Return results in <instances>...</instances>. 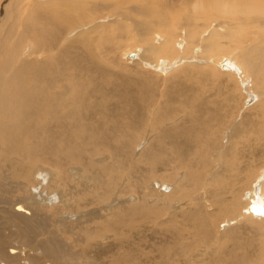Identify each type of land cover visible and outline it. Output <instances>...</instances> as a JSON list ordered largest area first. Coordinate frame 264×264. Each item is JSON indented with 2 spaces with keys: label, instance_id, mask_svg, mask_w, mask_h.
Instances as JSON below:
<instances>
[{
  "label": "rangeland",
  "instance_id": "1",
  "mask_svg": "<svg viewBox=\"0 0 264 264\" xmlns=\"http://www.w3.org/2000/svg\"><path fill=\"white\" fill-rule=\"evenodd\" d=\"M59 1L25 0L19 3L17 0H0V25L3 28L9 26L7 19L9 16L7 15H10L12 11H22L23 15L26 16L29 15L31 9L36 8V4L37 6L49 5L54 8L78 6L79 11L82 8L77 0ZM119 1L115 3L102 2L95 6H93L96 2L94 0L83 3L82 5L86 8V11L82 13V16L87 17L82 18V21L87 25H77L72 28L69 25L62 24L60 26V29L63 30L62 37L57 45L61 48L67 44L77 46L76 48L87 44L90 46L89 55L95 57V62L98 65L91 68L90 72L87 73L88 89L91 92L96 91L105 96L109 107L116 104L117 99L112 98L115 95L114 88L125 85L131 91L127 94L128 104L126 109L133 114L132 117H117L124 125L121 135L125 133L127 136H133L131 153L127 160H124L125 164H122L116 170L118 179L115 190L110 195L111 197L101 205V209L98 211L93 210L92 213L106 215L110 210L121 205L129 206L136 203L143 192L147 194L151 191L150 193L155 195V198L159 197L161 205L149 206L148 209L151 212L157 211L160 216H151L148 225L143 224L139 219L138 227L134 226V231L132 230V234L128 237L129 243H134L133 248L128 245L120 250L121 252L128 251L135 257L139 256V261H143V257L138 253V248L141 245L147 247L148 243L155 242L156 240L152 238L154 232L166 233L171 229L180 231L184 224L182 213L186 212L185 209L189 208L188 211L190 209H201L202 219H206L207 223L198 227V231L205 226L206 230L213 233L211 248L201 259L203 264H210L213 261V256L210 255L211 251H215L216 254H222L226 251L228 241L222 234L231 226L235 227L236 224L239 229L245 227L246 229L240 230L238 235L243 233L240 236L244 235L242 237L247 238L251 234L253 237L251 227H255L253 223L256 219L249 220L253 215L251 218H246L243 211L247 209L249 195L257 194L261 200H264V174L262 176V173H264V132H262L263 128L261 127L264 126V68L258 72L257 77L261 81L257 84L254 77L249 75L241 64L243 50V52H246L255 48V46L256 49H264V1L210 0L208 3L216 2L214 3L216 4V10L214 11V6L208 5L202 13L200 0H158L161 2L160 7L165 8L166 11L170 12L172 9L173 13L168 14L167 17L173 16L176 18L175 22L170 19L167 21L171 23L169 28H163L165 23L159 25L155 17L146 19L142 14L140 15L137 8L144 4H153L151 9L157 10L158 7L154 4L155 0H129L125 4H121ZM233 1H240L241 4L238 5ZM29 2L36 4H32L31 7ZM234 4H237L238 7ZM241 8L249 9L251 12L248 10L247 13H249L245 14L246 17L243 16L242 19H238L241 15L239 14ZM195 9L200 11L201 14L196 16L193 13ZM224 9L225 12H223ZM228 9H231V11ZM233 9L237 12L235 16L236 12ZM188 12H192L189 17L185 16V13ZM257 12L258 14H256ZM224 13L226 17L223 16ZM228 18L230 20L235 18L236 21H230ZM192 19L195 20L191 23ZM190 23L194 29L189 32L187 26ZM82 33L85 35L78 37ZM209 36H215L216 38H209ZM201 50H205V52ZM130 53L137 54L136 61L127 57V54ZM46 56V52L34 53L30 38H28L19 44V51L17 50L14 55V65L16 66L24 59L34 61L35 59L48 58ZM222 59H226L231 65L233 62V73L222 71L220 67ZM258 60L260 63L261 58L259 57ZM196 62L198 63L196 64ZM234 62L236 63L234 64ZM191 66L195 68V72L190 70ZM182 69H186V71L181 72L175 78L172 77V74ZM90 74L93 76L92 78L89 77ZM44 78L47 80L46 77ZM130 84L132 85L130 86ZM52 91L48 90L46 94ZM60 93H62V89L59 90ZM85 96L86 94L83 95V97ZM88 101L93 108L101 103L98 96L92 97ZM184 104L189 105L185 106ZM188 111L205 113V116L201 117L202 119L198 122L197 130L200 133L197 140L183 142L179 149L181 151H183V148L199 150L189 160L184 161L179 156L177 149L171 147L170 150L176 155L169 154L167 162L161 164L163 167L157 165L150 168L149 171V167L147 168L145 164L144 153L155 145L157 137L163 133L164 128L181 123L185 124L184 117H188ZM165 112L172 118L163 120L162 115ZM160 115L161 117H159ZM93 121L101 126L103 131L107 129L103 119L100 121L97 115L93 117ZM258 137L262 139L258 140ZM167 140L170 142V138H167ZM110 142L112 146H115L113 141ZM209 144H212V146L209 147ZM86 148L89 156L96 153L93 156V161L96 164H103L105 161H101V159L104 157L108 159L107 153L101 155L99 142L86 144ZM203 161H206V164H202ZM195 165L198 166V171L202 173L201 189L187 190L189 193L185 191L187 194L185 195L180 190V186L184 182V173L189 168L195 169ZM72 167L65 171L68 180L71 178L70 187H66L65 190L62 186H59L54 192L58 195V200L52 204H60V198L63 197L66 200L70 198L69 195L75 196L74 199L80 197L78 195L79 182L86 183L89 176L85 175L79 166ZM27 170L29 171V169ZM72 174L73 176H71ZM27 176L30 181H35L33 173L31 175L28 173ZM42 178L46 184H49L52 182L53 171L51 173L46 171ZM175 180L176 183H173ZM20 186L21 188H27L24 185ZM104 189L105 186L93 190L89 189L91 199L94 200L101 195L105 198L106 196L102 193ZM63 191H67V194L69 191V195H65ZM91 192H94V196L91 195ZM16 194L15 192L12 196ZM181 194L184 196L182 197ZM44 198L46 197L44 196ZM72 202L76 206L81 204V202L76 204L75 200H72ZM35 204L42 203L37 201ZM219 206L222 208L221 211H219ZM40 207L38 205V210ZM86 209L89 211L78 210L80 211L78 213L66 212L61 214L62 216L57 215L54 217L52 224L56 226L59 219L60 221H72L83 216L87 218V213L91 212L90 206L88 205ZM73 214L76 216H72ZM148 216L149 211L145 214L146 218ZM112 217L117 218L116 216ZM228 217L233 218L228 220ZM192 235L196 234L191 231L183 239L184 244L190 245L192 243ZM60 236L61 240L68 242V245L74 242L73 239L71 241L68 235L61 234ZM158 240H161V236ZM111 241L112 239L104 238L102 240L98 237L95 239L93 247L102 248L106 244H110ZM199 242L204 243L202 246L206 247V240ZM255 243L256 245L251 250V252H255L252 257L259 254L264 244L260 241L259 236H257ZM110 247L111 245L105 249ZM177 251L180 252L181 250L178 249ZM197 254L199 255L200 252L192 250L189 262H184V264H195L193 257H198ZM108 256L107 254L105 259ZM167 261L168 264H181L177 260L167 259Z\"/></svg>",
  "mask_w": 264,
  "mask_h": 264
},
{
  "label": "bare ground",
  "instance_id": "2",
  "mask_svg": "<svg viewBox=\"0 0 264 264\" xmlns=\"http://www.w3.org/2000/svg\"><path fill=\"white\" fill-rule=\"evenodd\" d=\"M17 1L20 3L25 0ZM77 1L82 7L80 11L77 9L78 6H65L66 8L59 6V8H54L49 5L37 6L35 3L36 8L31 9L29 15L25 16L22 11L18 12V10L12 11L10 15H7L9 16L7 17L9 26L3 28L0 25V264H168L167 259L177 260L184 264V262H189L192 250L200 252L199 255L197 254L198 257H193L195 264H203L201 258L211 248L213 233L206 230L205 226L198 231V227L207 223L206 219H202L200 208V210L190 209L189 211V208L185 209L186 212L182 213L184 224L180 231L171 229L166 233L154 232L152 238L156 241L148 243L147 247L141 245L138 248V253L143 257V261H139V256L135 257L128 251L121 252L120 250L128 245L133 248L134 243H129L128 237L132 234L133 227H138L139 219H141L143 224L148 225L150 224L149 219L151 216H160L157 211L151 212L148 209L149 206L161 205L159 197L155 198V195L150 193L151 191L147 192V194L143 192L141 195L139 194L137 202L129 206L121 205L110 210L106 215H96V212L92 213L93 210L98 211L101 209V205L111 197L110 195L115 190L118 179L116 170L122 164H125L124 160H127L131 153L133 136H127L125 133L121 135L124 125L117 117H132L133 114L126 109L128 104L127 94L128 92L131 93V91L125 85L114 88L115 95L112 98L117 100L113 107L108 106L107 98L101 93L91 92L88 89L89 80L86 78L87 73L90 72L91 68L98 65L95 62V57L89 55L91 48L88 44L79 48L72 44H67L63 48L57 47L62 37L63 30L60 29L62 24L69 25L72 28L77 25H87V23L82 21V18L87 17L82 16V13L86 11L82 4L89 0ZM94 1L96 2L93 6L108 1L115 3L119 0ZM127 1L129 0L119 2L125 4ZM208 1L210 0H200L199 4H201L202 13L207 9L208 5L214 6L213 9L214 11L216 10V4H214L216 2L208 3ZM233 2L238 5L241 4L240 1ZM29 3L31 4V2ZM154 4L158 7L157 10L151 9L153 4H144L137 9L140 15L142 14L146 19L155 17L159 25L165 23L163 28H169L171 23L167 21L169 19L172 22L176 21L173 16L167 17L168 14L173 13L172 9L170 12L166 11L165 8L160 7L161 2L158 0H155ZM237 4L234 5L238 7ZM87 7L89 8V6ZM228 10L231 11V9ZM248 10L241 8L239 12L241 15L238 19L245 16ZM26 11L28 12V10ZM225 11L224 9L223 12ZM88 12L90 13L89 9ZM249 12L251 11L249 10ZM191 13H185V16L189 17ZM193 13L196 16L201 14L196 9ZM236 14L237 12L234 16ZM224 15L226 17L225 13ZM228 19L230 20V18ZM194 20L192 19L191 23ZM191 23L187 26L189 32L194 29ZM84 33L78 37L85 35ZM214 37L209 36V38ZM28 38H30L33 52H46V57L48 58L35 59L34 61L24 59L15 66L14 55L17 50L19 51V44ZM243 51L241 54L242 68L253 76L258 84L261 81L257 77L258 72L264 68V49L259 50L255 46V48L246 52ZM202 52H205V50ZM127 57L135 59L134 61L137 60L136 53L127 54ZM259 57L261 58L260 63ZM226 59H222L221 63L219 62L220 67L222 71L230 73L234 70L233 62L231 60V65ZM190 70L194 71L195 68L191 66ZM183 71H186V69L172 74V77L179 76ZM89 77L92 78L93 76L90 74ZM60 89H62V93L59 94ZM48 90L53 91L46 94ZM84 94H86L85 97H83ZM95 96L101 99V103L96 108H93L89 105L88 99ZM184 105L186 106L187 104ZM204 114L188 111V117H184L185 124L181 123L173 127L164 128L163 133L157 137L155 145L144 153L145 164L147 168L149 167V171L150 168L165 164L169 154L176 155L170 150L171 147L177 149L179 156L184 161L189 160L197 153L199 149L183 148V151H181L179 146L183 142L197 140L200 133L197 130L198 122L202 119L201 117L205 116ZM96 115L100 121L103 119L105 122L107 127L105 131L93 121V117ZM169 116L165 112L162 115L163 120L171 119L172 117ZM261 127L263 128L262 132H264V126ZM167 138H170V142H168ZM261 139V137H258V140ZM110 141H113L115 146H112ZM98 142L101 155H106L105 153H107L106 156L108 157V159L106 157L101 159V161H105L101 165L93 161V156L96 153L89 156L86 148V144ZM211 146L212 144H209V147ZM202 164H206V161H203ZM72 166H79L83 173L89 176H86V183L79 182L78 195L80 197L74 199L75 196H70L69 191L68 194L67 191H63L70 198L64 200L63 197H59L61 203L54 205L52 203L58 200V195L54 192L59 186H62L65 190L66 187H70L71 178L68 180L65 171ZM194 168L197 170L189 168L184 173V182L180 186V190L185 195H187L185 192L187 190L201 189L202 173L198 171L197 165ZM46 171L50 173L53 171L52 182L49 184H46L42 178ZM28 173L29 175L33 173L34 182L30 181V178L28 179ZM259 181L258 183L260 184ZM174 182L176 183V180ZM255 184L254 188L256 189ZM20 185H24L27 188H21ZM103 186H105V189L102 193L106 197L104 198L101 195L99 198L92 200L89 189L93 190ZM74 189L76 190V188ZM15 192L17 194L12 196ZM91 195L94 196V192H91ZM72 200H75L76 204L78 202H81V204L76 206ZM37 201L42 203L38 204L41 206L39 210L37 208L38 205L35 204ZM247 201L248 205L247 209L243 211L244 215H246V218H251L253 215L249 219L251 221L256 219L253 223L255 227L250 226L253 237L251 234V237L248 236L247 238L242 237L244 235L240 236L243 233L238 235L240 230L246 229L245 227L239 229L236 224L234 225L235 227L231 226L230 229L222 234L228 241L226 251L222 254H216L215 251H211L210 255L213 256V261L210 264H264V244L259 254L252 257L255 252H251L253 246L256 245L257 236H259L261 242H264V221H262L264 220V200L254 194L249 195ZM88 205L91 212H86L87 218L82 213V218H75L72 221H60L59 219L56 226L52 224L54 217L57 215L66 212L78 213L80 212L78 210L89 211L86 209ZM221 210L222 208L219 206V211ZM148 211L149 216L146 218L145 214ZM173 212L175 211L173 210ZM112 216H116L120 220ZM233 217H228L227 219L230 220ZM191 231L197 236L192 235V243L190 245L184 244L183 239ZM61 234L68 235L71 241L73 239L74 242L68 245L67 241L61 240ZM159 236H161L160 241L158 240ZM98 237L102 240L104 238L112 239V241L102 248H94V241ZM203 240H206V247L202 246L204 243L199 242ZM109 245L111 247L105 249ZM178 249L181 251L178 252ZM107 254L109 256L105 259Z\"/></svg>",
  "mask_w": 264,
  "mask_h": 264
}]
</instances>
